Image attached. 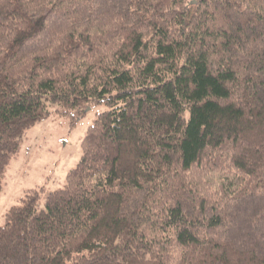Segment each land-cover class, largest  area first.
<instances>
[{"label": "trees", "instance_id": "obj_1", "mask_svg": "<svg viewBox=\"0 0 264 264\" xmlns=\"http://www.w3.org/2000/svg\"><path fill=\"white\" fill-rule=\"evenodd\" d=\"M97 107L0 264H264V0H0V190L27 130Z\"/></svg>", "mask_w": 264, "mask_h": 264}, {"label": "rangeland", "instance_id": "obj_2", "mask_svg": "<svg viewBox=\"0 0 264 264\" xmlns=\"http://www.w3.org/2000/svg\"><path fill=\"white\" fill-rule=\"evenodd\" d=\"M103 110L102 107L87 110L72 124L50 117L26 131L2 177L0 226L8 209L28 190L41 189L40 206H43L48 193L64 188L66 174L79 161L85 132Z\"/></svg>", "mask_w": 264, "mask_h": 264}]
</instances>
